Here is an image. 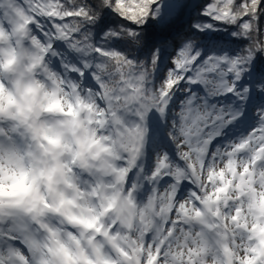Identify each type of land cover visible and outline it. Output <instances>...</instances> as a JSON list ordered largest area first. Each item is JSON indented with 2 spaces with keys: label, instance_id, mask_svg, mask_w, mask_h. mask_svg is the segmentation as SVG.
Masks as SVG:
<instances>
[{
  "label": "snow or ice",
  "instance_id": "snow-or-ice-1",
  "mask_svg": "<svg viewBox=\"0 0 264 264\" xmlns=\"http://www.w3.org/2000/svg\"><path fill=\"white\" fill-rule=\"evenodd\" d=\"M0 35L111 133L114 264H264V0H0ZM24 231L0 220V264Z\"/></svg>",
  "mask_w": 264,
  "mask_h": 264
},
{
  "label": "clouds",
  "instance_id": "clouds-1",
  "mask_svg": "<svg viewBox=\"0 0 264 264\" xmlns=\"http://www.w3.org/2000/svg\"><path fill=\"white\" fill-rule=\"evenodd\" d=\"M36 55L16 35H0V220L30 229L21 233L30 264H114L117 242L96 230L113 215L97 221L108 190L93 191L115 163L100 139L111 133L93 123L94 110L70 107L75 99ZM254 222L264 218L249 214ZM207 264H219L215 252Z\"/></svg>",
  "mask_w": 264,
  "mask_h": 264
}]
</instances>
